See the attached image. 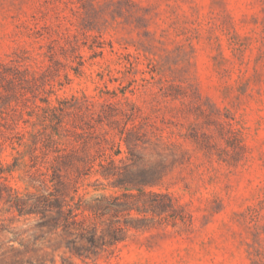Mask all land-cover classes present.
<instances>
[{"label":"rangeland","instance_id":"obj_1","mask_svg":"<svg viewBox=\"0 0 264 264\" xmlns=\"http://www.w3.org/2000/svg\"><path fill=\"white\" fill-rule=\"evenodd\" d=\"M101 195L112 250L39 224ZM0 264H264V0H0Z\"/></svg>","mask_w":264,"mask_h":264},{"label":"trees","instance_id":"obj_2","mask_svg":"<svg viewBox=\"0 0 264 264\" xmlns=\"http://www.w3.org/2000/svg\"><path fill=\"white\" fill-rule=\"evenodd\" d=\"M136 196L144 206L149 205L152 209L165 207L166 201H161L165 196L162 193L140 189ZM79 200L75 206L58 198H46L36 204L43 216L39 221L41 226L47 227L53 233L62 228V231L57 232L58 245L65 243L72 254L84 258L112 250L126 239L128 226L105 217L110 213L116 215L120 211L132 209L128 201L113 195L97 196L86 204L81 203L82 197ZM168 203L172 204V201Z\"/></svg>","mask_w":264,"mask_h":264}]
</instances>
